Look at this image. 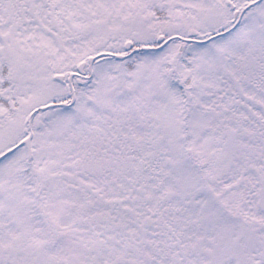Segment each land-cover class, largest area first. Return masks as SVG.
Instances as JSON below:
<instances>
[{
  "label": "snow or ice",
  "instance_id": "1",
  "mask_svg": "<svg viewBox=\"0 0 264 264\" xmlns=\"http://www.w3.org/2000/svg\"><path fill=\"white\" fill-rule=\"evenodd\" d=\"M0 264H264V0H0Z\"/></svg>",
  "mask_w": 264,
  "mask_h": 264
}]
</instances>
